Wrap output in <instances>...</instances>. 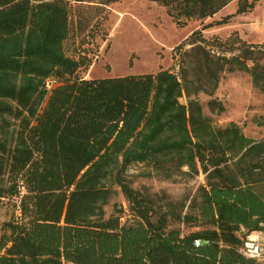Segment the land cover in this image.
I'll return each mask as SVG.
<instances>
[{"label":"trees","instance_id":"obj_1","mask_svg":"<svg viewBox=\"0 0 264 264\" xmlns=\"http://www.w3.org/2000/svg\"><path fill=\"white\" fill-rule=\"evenodd\" d=\"M150 1L183 24L233 0ZM253 5L237 0L234 14L192 31L175 47L178 74L86 80L64 52L68 1L0 0V203L13 208L0 225V264H259L242 249L264 233V137L215 127L197 98L235 71L264 94L263 49L237 40L226 56L202 35ZM48 77L60 82L49 94ZM135 163L166 178L202 173L205 183L181 199L152 195L126 178ZM117 190L127 208L106 215Z\"/></svg>","mask_w":264,"mask_h":264},{"label":"rangeland","instance_id":"obj_2","mask_svg":"<svg viewBox=\"0 0 264 264\" xmlns=\"http://www.w3.org/2000/svg\"><path fill=\"white\" fill-rule=\"evenodd\" d=\"M66 1L69 5V34L63 42L64 52L81 61L74 77L86 80L156 73L165 69L178 74L179 56L174 54L175 47L203 24L234 14L237 7V0H233L211 17L177 24L164 6L150 0ZM248 1H254L251 10L233 15L226 24L202 31L213 51L226 56L237 53V40L264 50V0ZM228 39L233 45L218 44ZM197 98L215 127L234 122L246 136L264 137V125L259 124L264 121V94L252 86L247 73L224 72L212 95L200 92ZM212 99L221 103L223 111L210 107ZM180 101L184 103L185 98ZM125 175L134 189L152 195L164 193L172 199L192 196L205 183L202 173L194 177L175 174L166 178L142 163L132 164ZM114 206L127 208L119 191L105 206L106 215L113 212ZM12 213V206L6 200L1 202L0 225ZM258 262L264 264V259Z\"/></svg>","mask_w":264,"mask_h":264},{"label":"built area","instance_id":"obj_3","mask_svg":"<svg viewBox=\"0 0 264 264\" xmlns=\"http://www.w3.org/2000/svg\"><path fill=\"white\" fill-rule=\"evenodd\" d=\"M59 84L60 82L56 78L48 77L44 80L43 87L47 94H49ZM242 253L248 258L258 261L264 259V233L252 232L247 235L243 244Z\"/></svg>","mask_w":264,"mask_h":264},{"label":"crops","instance_id":"obj_4","mask_svg":"<svg viewBox=\"0 0 264 264\" xmlns=\"http://www.w3.org/2000/svg\"><path fill=\"white\" fill-rule=\"evenodd\" d=\"M222 10H220L219 12H221Z\"/></svg>","mask_w":264,"mask_h":264}]
</instances>
